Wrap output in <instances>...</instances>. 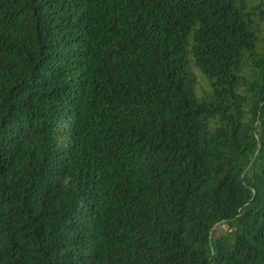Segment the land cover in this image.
<instances>
[{
  "label": "trees",
  "instance_id": "1",
  "mask_svg": "<svg viewBox=\"0 0 264 264\" xmlns=\"http://www.w3.org/2000/svg\"><path fill=\"white\" fill-rule=\"evenodd\" d=\"M0 264H264V0H0Z\"/></svg>",
  "mask_w": 264,
  "mask_h": 264
}]
</instances>
